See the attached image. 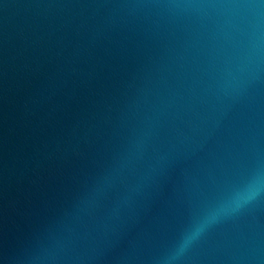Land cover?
I'll use <instances>...</instances> for the list:
<instances>
[{
    "label": "water",
    "instance_id": "obj_1",
    "mask_svg": "<svg viewBox=\"0 0 264 264\" xmlns=\"http://www.w3.org/2000/svg\"><path fill=\"white\" fill-rule=\"evenodd\" d=\"M264 264V0H0V264Z\"/></svg>",
    "mask_w": 264,
    "mask_h": 264
},
{
    "label": "clouds",
    "instance_id": "obj_2",
    "mask_svg": "<svg viewBox=\"0 0 264 264\" xmlns=\"http://www.w3.org/2000/svg\"><path fill=\"white\" fill-rule=\"evenodd\" d=\"M259 184V178L253 176L243 187L235 189L229 197L194 218L181 233L175 246L169 252L156 258V264H178L212 226L223 218L239 212L245 205L255 200L261 192Z\"/></svg>",
    "mask_w": 264,
    "mask_h": 264
}]
</instances>
